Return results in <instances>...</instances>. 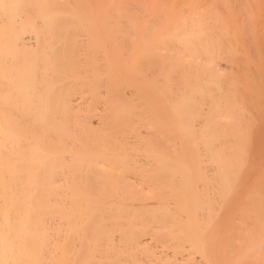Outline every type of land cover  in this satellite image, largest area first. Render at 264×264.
I'll use <instances>...</instances> for the list:
<instances>
[{
  "label": "bare ground",
  "instance_id": "6f19581e",
  "mask_svg": "<svg viewBox=\"0 0 264 264\" xmlns=\"http://www.w3.org/2000/svg\"><path fill=\"white\" fill-rule=\"evenodd\" d=\"M0 264H264V0H0Z\"/></svg>",
  "mask_w": 264,
  "mask_h": 264
}]
</instances>
